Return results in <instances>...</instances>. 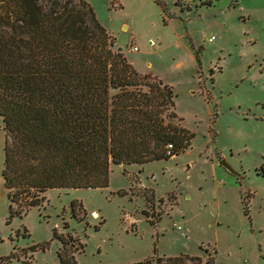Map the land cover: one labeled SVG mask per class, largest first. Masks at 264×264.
Instances as JSON below:
<instances>
[{
  "label": "rangeland",
  "instance_id": "obj_1",
  "mask_svg": "<svg viewBox=\"0 0 264 264\" xmlns=\"http://www.w3.org/2000/svg\"><path fill=\"white\" fill-rule=\"evenodd\" d=\"M85 1L128 63L173 82L172 122L193 138L167 160L111 165L105 188L47 189L7 223L0 117V264H59L53 230L80 244L76 264H127L154 248L264 264V0H158L163 11L155 0Z\"/></svg>",
  "mask_w": 264,
  "mask_h": 264
},
{
  "label": "trees",
  "instance_id": "obj_2",
  "mask_svg": "<svg viewBox=\"0 0 264 264\" xmlns=\"http://www.w3.org/2000/svg\"><path fill=\"white\" fill-rule=\"evenodd\" d=\"M195 62L198 69L196 55ZM174 97L170 85L140 74L113 49L85 0H52L47 9L38 0H0L7 223L39 207L47 189L105 188L111 165H144L187 149L193 133L172 122ZM53 237L59 264H76V239L56 230ZM155 252L127 264H202L198 256Z\"/></svg>",
  "mask_w": 264,
  "mask_h": 264
},
{
  "label": "water",
  "instance_id": "obj_3",
  "mask_svg": "<svg viewBox=\"0 0 264 264\" xmlns=\"http://www.w3.org/2000/svg\"><path fill=\"white\" fill-rule=\"evenodd\" d=\"M220 166H222L224 169H226L228 172L236 174L232 168L223 160L219 162Z\"/></svg>",
  "mask_w": 264,
  "mask_h": 264
},
{
  "label": "crops",
  "instance_id": "obj_4",
  "mask_svg": "<svg viewBox=\"0 0 264 264\" xmlns=\"http://www.w3.org/2000/svg\"><path fill=\"white\" fill-rule=\"evenodd\" d=\"M194 60H195V58H194ZM181 64H182V61L178 60V61L176 62V67H179ZM150 74H152V72H151ZM143 75H145V74H143ZM146 75H148V73H147ZM152 75L155 76V77H157L158 79H160L157 75H154V74H152ZM160 80H161V79H160ZM162 81H163L164 83L168 84V85H172V84H173V82H171V81H167V82H165L164 80H162Z\"/></svg>",
  "mask_w": 264,
  "mask_h": 264
},
{
  "label": "built area",
  "instance_id": "obj_5",
  "mask_svg": "<svg viewBox=\"0 0 264 264\" xmlns=\"http://www.w3.org/2000/svg\"><path fill=\"white\" fill-rule=\"evenodd\" d=\"M129 50L135 52V51L138 50V48H137V46H131V45H130V46H129ZM169 147H170V145H169Z\"/></svg>",
  "mask_w": 264,
  "mask_h": 264
},
{
  "label": "bare ground",
  "instance_id": "obj_6",
  "mask_svg": "<svg viewBox=\"0 0 264 264\" xmlns=\"http://www.w3.org/2000/svg\"><path fill=\"white\" fill-rule=\"evenodd\" d=\"M93 216H95V217H96V216H97V214H96V213H93Z\"/></svg>",
  "mask_w": 264,
  "mask_h": 264
}]
</instances>
